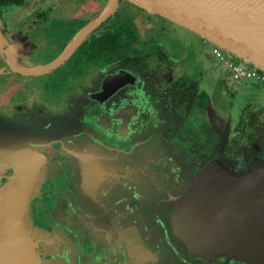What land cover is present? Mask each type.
Returning <instances> with one entry per match:
<instances>
[{
  "label": "flooded vegetation",
  "instance_id": "obj_1",
  "mask_svg": "<svg viewBox=\"0 0 264 264\" xmlns=\"http://www.w3.org/2000/svg\"><path fill=\"white\" fill-rule=\"evenodd\" d=\"M0 24V120L40 115L47 135L43 199L29 205L59 234L49 262L212 264L173 236L170 196L216 159H264V81L234 79L214 45L127 0H0ZM81 32L55 68L21 69ZM188 34L203 68L187 63ZM16 249L1 235L0 264H21Z\"/></svg>",
  "mask_w": 264,
  "mask_h": 264
},
{
  "label": "water",
  "instance_id": "obj_2",
  "mask_svg": "<svg viewBox=\"0 0 264 264\" xmlns=\"http://www.w3.org/2000/svg\"><path fill=\"white\" fill-rule=\"evenodd\" d=\"M115 1V0H111ZM195 33L240 63L264 72V0H127ZM3 26L0 24V40ZM84 32L62 54L26 73L47 72L67 57ZM12 121L0 123V236L10 239L21 264H52L58 236L31 219L29 199L43 179V154ZM10 126V127H9ZM176 195L170 196L173 236L212 264L232 260L264 264V159L252 152L242 168L216 159ZM54 264V263H53Z\"/></svg>",
  "mask_w": 264,
  "mask_h": 264
},
{
  "label": "rangeland",
  "instance_id": "obj_3",
  "mask_svg": "<svg viewBox=\"0 0 264 264\" xmlns=\"http://www.w3.org/2000/svg\"><path fill=\"white\" fill-rule=\"evenodd\" d=\"M188 35H187V37L185 39V42H184L185 46H182V47H185V49L188 51V56L186 55L187 63L190 66L194 65L193 67L195 68V70H197L198 67H199V69L203 68V66L200 63V62L203 63V59H201L202 57H198V53L195 54V51L203 49L204 45L200 44L198 39L194 36L195 34L194 35L193 34H188ZM234 60L238 61L236 58H234ZM198 61H200V62L198 63ZM205 64H206V68H208L209 75H208V72H207L206 76L208 77V79H207V77H205V79L203 80L201 86H202L203 93L207 94L208 88L210 86V81H211V77H209V76L212 73V70L210 69L211 60L210 59H206V63ZM221 64L224 66V68H226L225 65L222 62H221ZM211 111L213 112V109ZM5 117H6V119L9 122L10 121L14 122V123H10V124H13L12 128L21 129L22 130L21 134L24 136V138L30 139V142H35L36 146H39V147H37V149H38L39 152H42V154H43V162H45V164L43 166V169H44L45 166H47V165H46V161H45L46 153L42 151L43 150L42 149L43 148L42 143L47 138V135L45 134V132L42 129L43 125H44L43 124L44 122H42V121L40 122V120H43V119L39 118L40 117V115H39L37 117V120H33V122L28 123V122H25V121H23L21 119H18V118L16 119V117L14 115H12L10 112L5 113ZM1 122H3V121L0 120V123ZM44 175H45V170H44ZM44 175H43L42 181H40V183H39L38 191H37V194H36L37 196H39L42 199H43V195L40 194V190L39 189L41 187V184L45 181V176ZM29 201H30V199H29ZM28 206L30 207L29 202H28ZM48 232L50 233L51 239L53 238V236L59 235L55 231H51V232L48 231ZM207 261H209V260H207ZM234 262L237 263V264H252V263H248L246 261H237V260L233 259L232 263H234Z\"/></svg>",
  "mask_w": 264,
  "mask_h": 264
},
{
  "label": "built area",
  "instance_id": "obj_4",
  "mask_svg": "<svg viewBox=\"0 0 264 264\" xmlns=\"http://www.w3.org/2000/svg\"><path fill=\"white\" fill-rule=\"evenodd\" d=\"M213 54L217 59H219L220 62L225 65L229 75L232 76L234 79L253 77L260 82L264 81L263 71L254 68L250 65L235 61L233 57H230L216 46L213 47Z\"/></svg>",
  "mask_w": 264,
  "mask_h": 264
}]
</instances>
